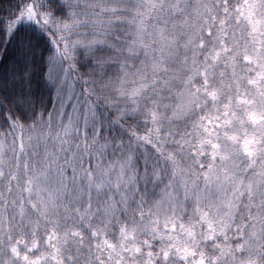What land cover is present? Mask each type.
<instances>
[{
    "label": "snow or ice",
    "instance_id": "1",
    "mask_svg": "<svg viewBox=\"0 0 264 264\" xmlns=\"http://www.w3.org/2000/svg\"><path fill=\"white\" fill-rule=\"evenodd\" d=\"M0 264H264V0H0Z\"/></svg>",
    "mask_w": 264,
    "mask_h": 264
}]
</instances>
